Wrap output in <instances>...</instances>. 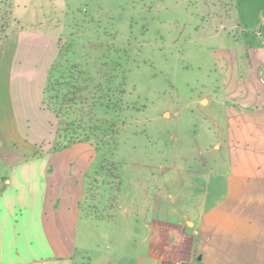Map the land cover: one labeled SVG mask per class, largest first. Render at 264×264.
<instances>
[{"label":"crops","instance_id":"crops-1","mask_svg":"<svg viewBox=\"0 0 264 264\" xmlns=\"http://www.w3.org/2000/svg\"><path fill=\"white\" fill-rule=\"evenodd\" d=\"M249 1L257 21L251 25L246 10L229 18L245 41L237 66L235 52H224L232 66L226 83L233 78L225 91L231 101V90L242 95L238 109L226 104V131L206 151L214 157L206 163L201 156L188 177L175 167L169 186L168 174H151L148 166L149 182L114 197L110 206L119 211L105 224L82 208L92 202L97 149L90 142L51 149L55 116L45 89L58 55L44 68L29 66L17 33H7L0 46V264H85L82 220L110 227L122 246L114 240L110 259L89 264H264V0Z\"/></svg>","mask_w":264,"mask_h":264},{"label":"rangeland","instance_id":"rangeland-1","mask_svg":"<svg viewBox=\"0 0 264 264\" xmlns=\"http://www.w3.org/2000/svg\"><path fill=\"white\" fill-rule=\"evenodd\" d=\"M246 3L0 0V29L11 4L7 33H17L16 43L29 66L41 69L55 54L59 57L53 62L51 93L59 104L66 103L68 98L62 96L71 91L68 101L72 104L61 123L51 122L54 144L62 146L80 138L97 149L90 184L96 179L87 194L92 202L82 204L87 214L92 209L98 220L104 219L103 224L116 216L118 205L110 206L114 197L134 194L136 183L144 179L148 183V166L151 174H168L163 178L167 177L169 186L175 167L183 168L188 177L202 158L208 163L214 157V151H206L226 131L221 117L228 105L239 108L236 102L242 95L238 88L229 97L235 99H227L225 90L233 78L226 83L225 72L232 66L224 52H235L231 57L237 66L245 38L240 29L229 28V18L246 10L250 24L257 21V11H249ZM252 30L246 31L253 34ZM0 38L2 46L4 37ZM205 131L207 138H200ZM94 200L99 203L96 207ZM111 232L110 227L96 228L81 221L78 242L83 246L89 237L85 264L96 263L102 256L110 259L114 240L121 246L120 236L113 238Z\"/></svg>","mask_w":264,"mask_h":264},{"label":"trees","instance_id":"trees-1","mask_svg":"<svg viewBox=\"0 0 264 264\" xmlns=\"http://www.w3.org/2000/svg\"><path fill=\"white\" fill-rule=\"evenodd\" d=\"M8 7H7V10H6L7 11V15H6L7 19L5 20V22H3V24H1L2 29H0V37L2 36L4 38H6V36H7V30H8V27H9L8 22L11 19V8H12L11 4ZM1 40L2 39L0 38V44H1ZM54 72H55V69L52 68V70L48 74V81H47L46 89H45V103L47 105L48 110H50L54 114L55 119H57L58 123H61L62 122V118L64 116V111H67L70 108L71 104H72L71 100L68 101V99L72 96V94H71V91H70V93L69 92L66 93L68 95L64 94L62 96L63 98L64 97H66V99L68 98L66 100V103H64L63 101H61L59 104H55L54 103V102H57V103L59 102V100L57 99L56 94H52L51 93V92H53L52 89H55V88H53V85H54L53 83L55 82ZM59 78H60V80H65L64 77H59ZM64 85L65 84L63 82V87H64ZM73 85H74V83H73ZM78 91H80V90H78ZM72 100H74V99H72ZM56 136H58L57 133H56ZM86 141L87 140H82V139L79 138V140L70 142V144L77 143V142H86ZM70 144H67V142H66L64 145H62V147L70 145ZM60 147H61L60 145H57V144L53 143V146H51V149H58Z\"/></svg>","mask_w":264,"mask_h":264},{"label":"built area","instance_id":"built-area-1","mask_svg":"<svg viewBox=\"0 0 264 264\" xmlns=\"http://www.w3.org/2000/svg\"><path fill=\"white\" fill-rule=\"evenodd\" d=\"M176 264H178V263H176Z\"/></svg>","mask_w":264,"mask_h":264}]
</instances>
